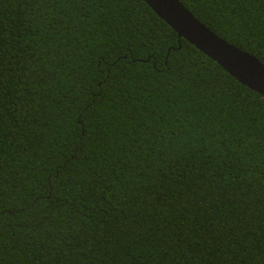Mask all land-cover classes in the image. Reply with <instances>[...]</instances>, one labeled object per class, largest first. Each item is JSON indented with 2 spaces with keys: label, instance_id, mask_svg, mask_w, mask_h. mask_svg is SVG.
<instances>
[{
  "label": "trees",
  "instance_id": "trees-1",
  "mask_svg": "<svg viewBox=\"0 0 264 264\" xmlns=\"http://www.w3.org/2000/svg\"><path fill=\"white\" fill-rule=\"evenodd\" d=\"M264 63V0H180ZM0 264H264V97L145 0H0Z\"/></svg>",
  "mask_w": 264,
  "mask_h": 264
},
{
  "label": "water",
  "instance_id": "water-1",
  "mask_svg": "<svg viewBox=\"0 0 264 264\" xmlns=\"http://www.w3.org/2000/svg\"><path fill=\"white\" fill-rule=\"evenodd\" d=\"M180 38L216 61L239 82L264 97V63L218 36L180 0H145Z\"/></svg>",
  "mask_w": 264,
  "mask_h": 264
}]
</instances>
